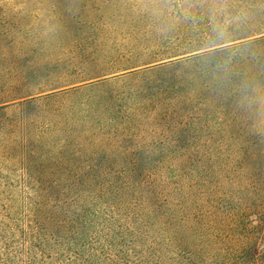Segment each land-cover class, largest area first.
Returning a JSON list of instances; mask_svg holds the SVG:
<instances>
[{
	"label": "trees",
	"instance_id": "trees-1",
	"mask_svg": "<svg viewBox=\"0 0 264 264\" xmlns=\"http://www.w3.org/2000/svg\"><path fill=\"white\" fill-rule=\"evenodd\" d=\"M171 4L0 45V264H264V0Z\"/></svg>",
	"mask_w": 264,
	"mask_h": 264
},
{
	"label": "rangeland",
	"instance_id": "rangeland-1",
	"mask_svg": "<svg viewBox=\"0 0 264 264\" xmlns=\"http://www.w3.org/2000/svg\"><path fill=\"white\" fill-rule=\"evenodd\" d=\"M173 1L176 0H0V45L13 52L31 42L30 37L41 38L48 29L87 26L88 21L100 15L135 13L162 17L164 12L172 13Z\"/></svg>",
	"mask_w": 264,
	"mask_h": 264
}]
</instances>
